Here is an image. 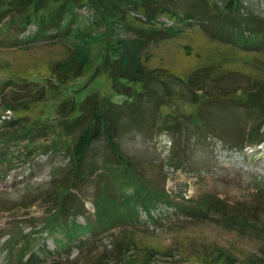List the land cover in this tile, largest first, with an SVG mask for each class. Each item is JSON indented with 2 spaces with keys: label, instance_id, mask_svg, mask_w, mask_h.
Instances as JSON below:
<instances>
[{
  "label": "rangeland",
  "instance_id": "obj_1",
  "mask_svg": "<svg viewBox=\"0 0 264 264\" xmlns=\"http://www.w3.org/2000/svg\"><path fill=\"white\" fill-rule=\"evenodd\" d=\"M159 3L165 12L152 24L176 32L145 47L151 53L145 67L175 68L179 74L197 63L200 50L230 49L236 59L232 67L238 70L204 87L212 97L244 89L254 73L264 74V0H239L238 11H229L230 0ZM176 15L181 18L177 22ZM231 16L239 21L248 17L252 25L233 23ZM34 30L33 24L24 30L18 22L0 24V264L30 262L34 250L30 264H95L96 259L98 264H206L203 259L219 249L237 264H264V124L251 109L229 100L193 104L189 96L201 93L190 92L174 76L166 79L172 95L157 108L142 105L145 123L125 118L117 125L115 147L102 133L95 135L89 153L106 165L68 191L83 211L78 222L89 220L92 230L80 236L83 243L54 250L46 224L63 218L51 217L56 213L52 200L61 201L67 192L58 188L69 175L70 150L64 147L71 148L78 133L66 134L56 106L67 94L82 100L109 89L106 78L91 76V70L70 81L64 95L44 96L30 107L23 103L32 99L23 84L38 88L54 81L46 62L63 60L73 45L80 58L89 52L80 34L54 43L43 38L15 43ZM112 99L124 105L125 97ZM198 114L209 119L210 129L193 122ZM116 150L128 165L115 161ZM229 215L242 218L243 225L228 220ZM129 240L156 250L145 256L132 247L117 259V244ZM41 249L55 252H36Z\"/></svg>",
  "mask_w": 264,
  "mask_h": 264
},
{
  "label": "trees",
  "instance_id": "obj_2",
  "mask_svg": "<svg viewBox=\"0 0 264 264\" xmlns=\"http://www.w3.org/2000/svg\"><path fill=\"white\" fill-rule=\"evenodd\" d=\"M230 2L232 3L229 5V11H238L241 7L239 0H230ZM83 7L92 10L90 14L79 12ZM163 8L159 0H0V24L18 22L23 30L28 24L35 26L33 32L28 33L21 40H15V43L28 45L36 38L54 43L57 38L68 39L80 34L89 49L86 58H80L78 49L73 45L72 50L63 60L46 62V70L54 77V81L50 80L46 85L38 88H32L29 83L23 84L21 88L32 98L23 103L30 107L35 105V100L38 101L44 96L55 93L64 95L70 81L86 76L91 70H93L91 76L106 78L109 89L106 94L92 93L82 100H75L67 94L56 106L57 115L63 118L62 128L66 134L69 135L68 133L74 130L78 133L71 148L69 145L64 147L70 150L68 170L70 176L65 177L58 188L67 192L61 201L52 200V202L56 201L53 208L56 213H52L54 215L51 217L55 219V215L61 214L63 218L58 224L53 220L46 224L47 232L54 239L56 247L54 250L64 251L69 244L83 243L80 236L92 230L89 220H85L83 224L78 222L76 217L83 215V211L75 204L73 195L68 191L72 184L88 180L89 175L96 171L97 167L106 165V161L97 164L98 159L89 153L94 147L95 135L98 132L102 133L105 135L107 145L111 148L115 147V142L112 140L113 132L117 125L124 124L121 122L122 119L129 118L130 123L132 121L136 125H142L145 123V119L142 118V105L147 104L149 108H157L165 98L172 95L166 79H172L174 76L190 92L199 91L198 93H201L197 96L199 98L189 96L195 105L200 101L229 100L234 105L242 104L251 109L256 121L264 124V74L254 73L253 78L248 80V87L233 88L230 92L223 93L221 97L213 96V98L210 92H204V87L208 83L219 80L227 75L228 71L231 73L230 70H238L237 66L232 67L236 59H233L234 54L230 49L212 47L200 50L196 55L197 63L191 69L179 74L176 73L175 68L170 70L161 66L153 69L145 67L146 60L151 58V53H146L145 47L152 41H164L176 32L172 27H158L152 24L151 20L156 18L160 11L165 12ZM169 12L176 14L172 10ZM186 16L190 18L192 14L187 13ZM230 18L233 23L252 25L248 17L241 18L240 21L234 16ZM174 19L177 22L181 18L176 15ZM98 27L103 28L100 32H93V29ZM128 33L133 34L132 37L127 38L125 34ZM158 86L162 92L159 91ZM237 92L239 94L235 98ZM114 95L125 97L124 105L113 101ZM242 97L244 100H241ZM208 121V118L199 114L193 117V122L198 123L202 128L210 129V126H207ZM114 157L117 162L129 164L117 150ZM65 181L70 184L67 185ZM230 219L243 225L244 221L239 216L229 215L228 220ZM126 241L117 244L115 254L117 259L132 247L145 256L153 249L156 250L152 246L141 245L136 240ZM54 250L41 249L36 252L44 254L48 251L55 252ZM35 255L34 250L30 262L25 264L32 263L31 260ZM203 261H207L206 264H237L234 256L222 249L216 250L211 258L206 257ZM94 263H100V259H96Z\"/></svg>",
  "mask_w": 264,
  "mask_h": 264
}]
</instances>
